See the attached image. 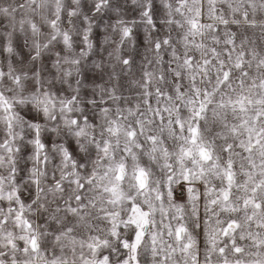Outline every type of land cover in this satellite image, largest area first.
I'll return each instance as SVG.
<instances>
[{
  "label": "snow or ice",
  "instance_id": "6c2138e0",
  "mask_svg": "<svg viewBox=\"0 0 264 264\" xmlns=\"http://www.w3.org/2000/svg\"><path fill=\"white\" fill-rule=\"evenodd\" d=\"M0 264H264V0H0Z\"/></svg>",
  "mask_w": 264,
  "mask_h": 264
},
{
  "label": "rangeland",
  "instance_id": "374dc122",
  "mask_svg": "<svg viewBox=\"0 0 264 264\" xmlns=\"http://www.w3.org/2000/svg\"><path fill=\"white\" fill-rule=\"evenodd\" d=\"M97 38L100 39L101 36H100V33H97ZM118 38V37H117ZM143 50V44H141V51ZM104 55L106 56L107 53L105 52Z\"/></svg>",
  "mask_w": 264,
  "mask_h": 264
}]
</instances>
